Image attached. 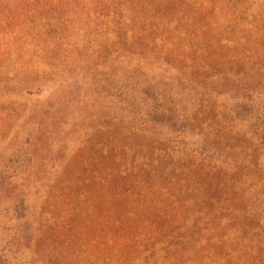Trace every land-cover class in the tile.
Instances as JSON below:
<instances>
[{"label": "rangeland", "instance_id": "1", "mask_svg": "<svg viewBox=\"0 0 264 264\" xmlns=\"http://www.w3.org/2000/svg\"><path fill=\"white\" fill-rule=\"evenodd\" d=\"M158 1L153 37L161 33ZM255 13L256 9L251 10L246 19V24L256 21L254 34L244 27L237 30L236 38L245 40L232 52V63L228 60L227 71L232 72L226 77L228 91L217 95L225 85L222 82L218 87V79L224 77L198 83L215 96L210 103L217 110L209 116L215 127L195 130L186 143L199 154L221 156L219 166L226 172L201 185V193L207 191L204 211L197 191L192 264H264V21L252 16ZM223 23L224 19L215 34H222ZM193 32L169 46L153 44L151 52L176 56L185 48L200 49L202 40L191 39ZM205 36L210 37L211 30ZM95 45L87 46V52L97 55L99 46ZM65 58L55 67L36 59L0 67V82L12 84L6 91L7 85L0 83V264H130L133 248L129 240L136 236L143 240L163 226L159 216L153 224L140 221L132 227L125 223L123 228L129 233L118 237L111 210L101 208L98 188H89L83 195L74 187L78 177L72 164L86 172L82 176L95 178L90 169L96 170L97 148L112 142L115 135L131 143L127 134L120 133L135 126L130 124L133 113L114 91L124 85L135 92L129 97L138 107L135 120H141L144 105L149 103L141 93L151 89L161 95V85L170 86L161 74L166 65L157 63L149 70L119 77L114 68L99 69V75L83 79L82 66ZM131 74L136 78L127 80ZM102 77L104 81L99 80ZM33 78L43 90L28 96L25 86ZM171 80L176 88L182 86L181 80ZM235 106L241 110L224 122V114ZM34 113L46 115L25 125ZM163 135L161 127L152 126L133 140L138 144L161 142ZM87 161L90 169L84 165ZM65 174L68 187L59 189ZM105 216L109 218L104 220Z\"/></svg>", "mask_w": 264, "mask_h": 264}, {"label": "trees", "instance_id": "2", "mask_svg": "<svg viewBox=\"0 0 264 264\" xmlns=\"http://www.w3.org/2000/svg\"><path fill=\"white\" fill-rule=\"evenodd\" d=\"M158 3V0H0V67L26 63V59L55 67L67 56L72 65L82 66L83 79H88L99 75V69L114 68V75L119 77L149 70L157 63L166 65L161 74L164 81H170V86L161 85V95L151 89L141 93L149 102L144 105L141 120H135L138 107L129 97L135 92L127 86H117L115 97L129 105L133 113L130 124L135 126L123 128L120 133L127 134L131 143L115 135L112 142L97 148L96 170L90 169V162L84 163L95 178L82 176L86 172L73 163L72 171L78 177L73 185L83 195L89 188H98L101 208L104 212L111 210L118 237L129 233L127 227L123 228L125 223L132 227L140 221L153 224L156 217H161V228L143 240L140 236L129 240L133 248L130 264H192L197 191L202 196L204 211L208 207L207 191L201 193V185L226 172V168L219 166L221 156L199 154L186 143L195 130L215 127L209 118L217 110L210 103L215 96L210 88L198 83L207 84L211 79L224 77L218 79V87L222 82L225 85L217 95L228 91L226 77L232 74L227 71L228 60L232 63V52L245 40L241 36L236 38L237 30L244 27L249 34L256 32V21L246 24V19L256 9L252 16L264 21V0H161V33L153 37ZM223 19L222 34H215ZM206 30H211L210 37H203ZM189 31H195L191 39L202 40L200 49L185 48L176 56L151 52V45L169 46L178 37H188ZM94 44L99 46L97 55L87 52V46ZM172 77L181 80L182 86L176 88ZM134 78L131 74L127 80ZM35 79L25 86L28 96L43 90ZM0 83L7 85L3 88L6 91L12 85L8 81ZM236 90L240 92L238 87ZM234 100L237 102L236 97ZM240 110V106H235L222 120L225 122ZM45 115L34 113L25 125ZM152 126L164 131L161 142H134V138ZM66 176H62L59 189L65 187ZM108 218L105 216L104 220Z\"/></svg>", "mask_w": 264, "mask_h": 264}]
</instances>
